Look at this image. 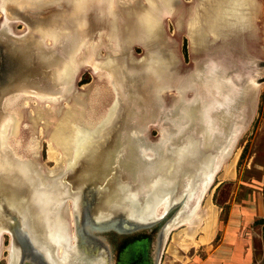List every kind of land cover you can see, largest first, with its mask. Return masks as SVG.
<instances>
[{"label":"water","instance_id":"water-1","mask_svg":"<svg viewBox=\"0 0 264 264\" xmlns=\"http://www.w3.org/2000/svg\"><path fill=\"white\" fill-rule=\"evenodd\" d=\"M190 1L159 0L168 10L144 21L143 0H0V247L7 235L11 264H63L49 238L60 230L76 251L64 264H160L171 233L195 222L256 114L264 42L261 3L243 39L218 24L206 33L203 15L215 25L230 0L202 1L196 28L176 29ZM91 69L110 76L112 103L50 173L38 149L21 148L14 105L62 107Z\"/></svg>","mask_w":264,"mask_h":264},{"label":"bare ground","instance_id":"bare-ground-1","mask_svg":"<svg viewBox=\"0 0 264 264\" xmlns=\"http://www.w3.org/2000/svg\"><path fill=\"white\" fill-rule=\"evenodd\" d=\"M145 1L143 0L144 3L148 4V9L143 12L146 13L143 14L144 21L145 19H149L150 17L157 15L159 10L161 12L168 10V8H163V6H161L159 0ZM202 1L204 0H197V2L195 0H191L187 7L180 10L178 15L179 18H177L176 29L185 28L187 31L191 32L192 26L194 29L196 28V18L199 16L197 14L198 8ZM229 4L230 6L223 11V15L221 17L213 15L217 20L215 25L211 22V20H213L212 18L210 20L205 14L203 15L206 18L205 25L208 29L206 33L208 34V32L211 31V28L218 30L219 26L221 28H228L230 32L232 30L237 31V28H239L238 30L242 38L247 39V37L250 36L254 30L251 21L248 19L249 17L250 19L251 17L254 18L257 15L258 4H256L254 0H230ZM122 6L124 7V3ZM124 12L125 10H123V13ZM220 20L222 21L220 22ZM141 27L142 30L147 29V26H145L144 23ZM226 32L230 34L229 31ZM205 38V36H201L198 38V41L203 42ZM106 60L107 59H104L102 62H105ZM109 77L110 76H108V78L97 79L96 76H94L95 80L92 83L81 87V91L83 93L77 95L74 94L70 98V100L73 101L64 103V106L62 107L51 106L49 104L40 105L35 103V100L32 98H20L14 105L17 107V112L19 113L18 118H16L18 123L16 137L20 139L21 148L25 150L24 153L33 158L35 151L39 149L38 138L40 137L39 141L42 143L44 140L47 144V162H52L54 164V167L50 169L45 163H43L45 164V168L47 167L46 169L50 173L59 171V169L61 170L62 165H66L67 160H71L73 158L72 155L76 154V147L83 139L82 128L87 129L93 127L96 122L101 120L107 106L112 103L114 88L112 80ZM114 103L115 102H113V104ZM19 125H21V127ZM237 151L238 149H235L230 159L223 164L220 173L217 175L218 181L222 177L224 169L232 161ZM210 196L211 194L209 191L206 193L204 200L196 213L194 223L190 226L182 228V230L180 229L181 231L178 233H176L177 231L171 233V235H173L172 239H175V242L188 241L191 243L194 238H197L196 236L199 235V233L203 232L204 236L202 241L208 240L213 235L218 223L216 224L217 215L215 214ZM49 233L50 241L54 246L56 245L55 256L58 262L61 261L64 264L66 263V259L70 260L71 258L76 257L75 249L69 248L66 246V243H61L62 236L64 237V230L57 232L50 231ZM196 242L200 243L199 241ZM4 252H8L6 262L11 264V261L9 260L10 255H12L11 247H0V260L2 259V254Z\"/></svg>","mask_w":264,"mask_h":264},{"label":"rangeland","instance_id":"rangeland-1","mask_svg":"<svg viewBox=\"0 0 264 264\" xmlns=\"http://www.w3.org/2000/svg\"><path fill=\"white\" fill-rule=\"evenodd\" d=\"M256 2L261 3L259 11L261 18L256 20L259 32L256 31V35L260 34L264 42V0H256ZM169 27V32L173 34L172 25L170 24ZM181 40L185 42V36L182 35L180 42ZM185 44L186 42L184 46ZM184 46L181 47V50L183 48L182 51L185 54ZM86 72L90 71L80 72L77 84L89 85L95 80L91 74V77L86 80L88 78ZM82 74L84 75L82 76ZM81 76L83 78L79 82ZM45 144L46 142L43 140L44 149ZM235 149L238 151L224 169L222 177L218 181L216 176L215 182L209 190L211 203H213L217 215L216 224L218 223L213 235L208 240L202 241L204 232L199 233L191 243L188 241L175 242L171 235L164 247L160 264H264V243L262 240V224L264 223V84L260 89L253 121ZM46 162L45 155L42 163L51 167V162ZM233 175L235 178L231 180ZM181 230L174 232L178 233ZM7 246L8 239L4 237L1 247ZM7 256V252L2 254L0 264H6Z\"/></svg>","mask_w":264,"mask_h":264},{"label":"flooded vegetation","instance_id":"flooded-vegetation-1","mask_svg":"<svg viewBox=\"0 0 264 264\" xmlns=\"http://www.w3.org/2000/svg\"><path fill=\"white\" fill-rule=\"evenodd\" d=\"M254 1L256 2V0H254ZM185 42H186V41H185ZM185 42L183 41V46H184V43H185ZM185 46H186V44H185ZM185 46H184V47H185ZM134 51H135L136 54H140V52H141L140 48H135ZM92 71H93V70H91V73H90V72H86V73H85V74H88V78H87L86 80H88L89 77H91V75L94 76V75H93L94 72H92ZM100 72H101V71L97 70V71H96V74H97V73H100ZM90 74H91V75H90ZM83 75H84V74H82V76H83ZM82 76L80 77L79 82L82 81V78H83ZM92 78H93V77H92ZM84 80H85V78H84ZM82 84H83V83H81V85H80V84L78 83V84H77V88L81 90V87L83 86ZM46 148H47V144H45V149L43 148L42 143L40 144V148L38 149V154H39L40 159L42 160L41 162H43V156L46 155V157H47ZM48 167H49L50 169L54 167V165L52 164V162H51V167H50V166H48ZM67 167H68L67 164H66V165L63 164L61 169L66 170ZM4 237H6L7 239H9V237H8L7 235H4L3 238H4ZM7 253H8V252H7Z\"/></svg>","mask_w":264,"mask_h":264},{"label":"trees","instance_id":"trees-1","mask_svg":"<svg viewBox=\"0 0 264 264\" xmlns=\"http://www.w3.org/2000/svg\"><path fill=\"white\" fill-rule=\"evenodd\" d=\"M262 240H263V243H264V223L262 224Z\"/></svg>","mask_w":264,"mask_h":264},{"label":"crops","instance_id":"crops-1","mask_svg":"<svg viewBox=\"0 0 264 264\" xmlns=\"http://www.w3.org/2000/svg\"><path fill=\"white\" fill-rule=\"evenodd\" d=\"M235 175V174H234ZM233 175V177L231 178V180H233L235 178V176ZM235 260V259H234Z\"/></svg>","mask_w":264,"mask_h":264}]
</instances>
